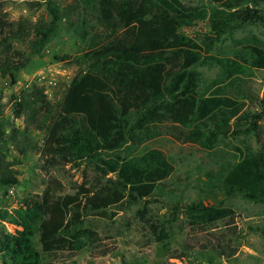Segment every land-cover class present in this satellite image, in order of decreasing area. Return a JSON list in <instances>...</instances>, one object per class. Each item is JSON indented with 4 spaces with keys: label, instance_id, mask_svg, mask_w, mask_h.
I'll return each mask as SVG.
<instances>
[{
    "label": "trees",
    "instance_id": "16d2710c",
    "mask_svg": "<svg viewBox=\"0 0 264 264\" xmlns=\"http://www.w3.org/2000/svg\"><path fill=\"white\" fill-rule=\"evenodd\" d=\"M84 1L97 6L101 28L84 40L86 49L76 58L81 67L65 88L55 115L47 94L36 85L12 95L11 102L16 115L27 114L37 129L51 118L43 144L51 158L78 168L88 162L99 176L74 194H54L48 185L39 198L24 196L12 210L0 207V221L15 226L14 232L0 226V255L11 264H42L37 234L42 251L80 250L93 234L84 226L88 216L110 217L109 209L139 202V211L145 210L147 198L174 168L160 149L138 148L159 135L164 123L184 141L212 149L228 135L256 133L264 118V100L259 109H245L246 94L241 91L251 69L264 70V39L250 33L234 40L230 56L207 54L227 35L264 26V0H204L201 6L182 0ZM51 15L44 25L26 27L30 38L0 15V75L11 84L31 55L43 54L66 12L55 7ZM199 19H208L210 34L205 40L179 33ZM16 40L25 42L27 51L16 48ZM207 62L217 64L219 72L202 88L195 67ZM232 88L235 95L229 92ZM38 114L44 116L40 122ZM11 131V141L17 144L20 131L15 126ZM3 134L0 130V190L5 196L19 180L2 150ZM237 149V160L221 174L223 193L264 203V143L256 149ZM172 209L173 217L152 227L157 241L168 237L167 227L181 211L202 224L232 212L201 201ZM256 230L264 238V228Z\"/></svg>",
    "mask_w": 264,
    "mask_h": 264
},
{
    "label": "rangeland",
    "instance_id": "374dc122",
    "mask_svg": "<svg viewBox=\"0 0 264 264\" xmlns=\"http://www.w3.org/2000/svg\"><path fill=\"white\" fill-rule=\"evenodd\" d=\"M186 4L203 5L204 0H182ZM66 12L59 21L41 56L31 55L27 64L17 72V82L0 75V130L4 131L3 152L19 183L0 190V207L12 210L24 196L39 198L51 185L54 194H74L79 186H91L98 173L90 163L79 168L63 165L43 150L46 121L42 129L30 122L27 114L18 117L11 102L12 95H22L32 85L42 87L47 94L53 114L58 110L65 88L81 65L77 61L86 49L94 32L101 28L99 11L94 4L84 0H0V15L29 34L28 26L45 24L51 18V8ZM21 24V25H19ZM179 33L200 42L210 34L208 19H199L182 26ZM254 33L264 39V26L251 25L227 35L208 55L230 56L234 40ZM84 35V39L81 36ZM25 37V35H23ZM14 46L27 51L26 43L16 40ZM61 56H68L59 60ZM201 74V87L205 88L219 72L215 63H201L195 67ZM241 91L245 109L260 108L264 100V70L251 69L244 76ZM235 95L236 89H229ZM55 115V114H54ZM44 119L37 115V122ZM48 122V123H47ZM11 126L19 131L17 144ZM169 123L159 126L160 134L143 143L138 150L160 149L173 165V173L143 203L124 205L120 210L109 209L110 217L88 216L84 226L93 232L80 250L56 248L42 251L38 234L36 247L40 250L42 264H264V238L256 228H264V203L253 202L242 196L225 195L221 188V174L238 158L239 149L258 148L264 143V118L254 132L242 133L217 143L212 149L186 142L177 137ZM20 148L26 152L22 154ZM201 201L205 205H222L232 210L230 215L211 223H193L183 211L167 227L168 237L156 240L153 226L173 217L172 207ZM14 232L15 226L1 222ZM0 264H11L0 255Z\"/></svg>",
    "mask_w": 264,
    "mask_h": 264
}]
</instances>
